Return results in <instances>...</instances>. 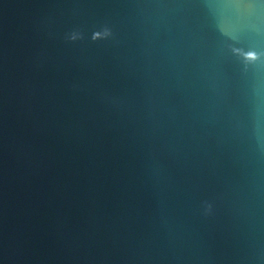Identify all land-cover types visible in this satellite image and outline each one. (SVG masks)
Wrapping results in <instances>:
<instances>
[{
  "label": "water",
  "instance_id": "obj_1",
  "mask_svg": "<svg viewBox=\"0 0 264 264\" xmlns=\"http://www.w3.org/2000/svg\"><path fill=\"white\" fill-rule=\"evenodd\" d=\"M0 264H264V0H0Z\"/></svg>",
  "mask_w": 264,
  "mask_h": 264
}]
</instances>
